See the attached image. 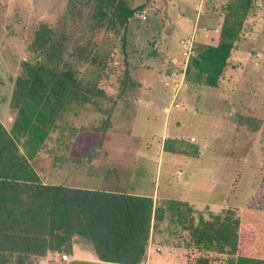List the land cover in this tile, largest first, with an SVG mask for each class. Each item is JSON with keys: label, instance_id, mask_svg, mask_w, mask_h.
Segmentation results:
<instances>
[{"label": "rangeland", "instance_id": "1", "mask_svg": "<svg viewBox=\"0 0 264 264\" xmlns=\"http://www.w3.org/2000/svg\"><path fill=\"white\" fill-rule=\"evenodd\" d=\"M129 1L145 7L122 38V31L96 26L89 7L69 12L67 0H0V119L10 127L14 79L21 60L31 55L27 45L39 23L55 29L67 53L97 45L109 54L98 82L104 96L66 105L36 169L48 175L64 151L77 162H128L138 176L142 167L156 181L157 208L169 210L174 200L180 212L171 216L169 210L156 224L153 244L181 247L184 262L208 255L216 258L213 264H228L227 248L194 247L187 224L190 219L197 224L200 216L239 217L240 241L254 238L264 245V233L258 238L253 228L264 220V0H254L216 86L206 84L204 75L198 80L195 68L189 75L185 70L200 45L218 43L228 0ZM191 38L195 51L186 58L180 41ZM82 73L89 75L91 67L84 65ZM109 112L111 124L103 135ZM165 141L177 152L164 150ZM196 146L193 155L190 148ZM182 148L188 153H179ZM29 264L46 263L37 257Z\"/></svg>", "mask_w": 264, "mask_h": 264}, {"label": "trees", "instance_id": "2", "mask_svg": "<svg viewBox=\"0 0 264 264\" xmlns=\"http://www.w3.org/2000/svg\"><path fill=\"white\" fill-rule=\"evenodd\" d=\"M253 4L254 0L227 1L218 43L200 45L185 74L195 68L198 80L204 75L206 84L217 85ZM79 6L89 7L96 26H104L116 34L122 31V38L130 19L145 7L144 4L133 7L129 0H67L69 12L74 13ZM63 46L53 27L44 22L38 24L27 45L31 55L21 60L22 70L11 90L9 105L14 116L10 127L0 120V264H29L47 252L67 255L76 234L90 235L95 252L103 261L138 264L148 241L151 199L142 198L148 204V215L143 216L139 204L129 201L133 196L117 195L109 200L113 195L45 184L31 162L59 127L57 118L66 105L104 96L98 82L109 54L102 53L97 45L77 46L68 53ZM126 63L127 74L129 62ZM87 64L91 73L84 75L82 71ZM110 115L111 112L103 121V135L110 127ZM163 149L177 152L166 141ZM187 150L182 148L179 153L187 154ZM190 151L196 155L198 147ZM167 207L171 216L180 215L174 200ZM164 210H157L159 218ZM253 223L258 231L254 236L264 233V220ZM239 225V217L213 215L212 220L200 216L197 224L190 219L187 228L198 250L227 248L228 264H264V245L260 246L254 238L246 243L240 241ZM215 259L200 255L186 264H213Z\"/></svg>", "mask_w": 264, "mask_h": 264}, {"label": "crops", "instance_id": "3", "mask_svg": "<svg viewBox=\"0 0 264 264\" xmlns=\"http://www.w3.org/2000/svg\"><path fill=\"white\" fill-rule=\"evenodd\" d=\"M41 152L42 150L34 156L31 162L41 181L45 184L63 185L73 189L113 195L112 197H108L109 200L117 195L125 197L133 196L134 198L129 201L139 204V209H141V214H143V216L146 214L148 215V204L145 205L146 202H144L142 198L151 199L152 205L149 213L148 241L145 253L138 264H186V261L184 262L182 260L183 255H178V251H180L181 247H167L163 245V247L160 248V244H153L155 228L160 221L166 218L165 215L169 213V210H164L162 218L157 217V210L159 209L157 207L160 205V202L159 195L156 194L155 189L156 181H153L152 174H149V172L147 173L144 168L140 166L143 165V163L136 166L141 167L139 170H143L142 175L139 174L138 176L131 171L135 166H128V162L111 161L105 164H97L95 160L90 162H77L74 157H71L72 160L67 159L69 157L66 154L68 151H64V154H59L54 160V162H56L55 165L53 166V164H51V168H54V171L42 177L36 169V160L38 156L41 155ZM125 199L128 201L127 198ZM156 247H158L157 250L155 249ZM188 247L187 243L183 249L186 250ZM38 257L46 264H67L72 261L78 264H130L99 259L95 252L94 240L90 235L87 236L85 234H76L72 237L71 252L67 254L68 258L66 260H62L61 255L53 252H47ZM186 259L187 257L185 255V260Z\"/></svg>", "mask_w": 264, "mask_h": 264}, {"label": "built area", "instance_id": "4", "mask_svg": "<svg viewBox=\"0 0 264 264\" xmlns=\"http://www.w3.org/2000/svg\"><path fill=\"white\" fill-rule=\"evenodd\" d=\"M141 17L144 19L145 15L143 14ZM180 42L182 46L184 47L183 55L186 58H190V56H192L194 53V46H193L194 39L193 38L188 39V40L182 39ZM61 258L62 260H66L68 257L67 255L63 254Z\"/></svg>", "mask_w": 264, "mask_h": 264}]
</instances>
